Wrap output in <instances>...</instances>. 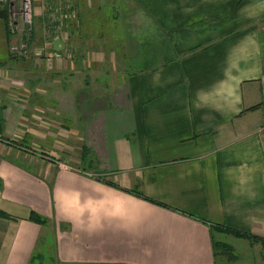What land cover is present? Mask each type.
<instances>
[{"label": "crops", "instance_id": "1", "mask_svg": "<svg viewBox=\"0 0 264 264\" xmlns=\"http://www.w3.org/2000/svg\"><path fill=\"white\" fill-rule=\"evenodd\" d=\"M77 5L78 49L54 66L108 49L119 95L85 121L79 107L25 114L0 91V264H225L217 242L258 254L264 0ZM86 142L94 153L76 154Z\"/></svg>", "mask_w": 264, "mask_h": 264}, {"label": "rangeland", "instance_id": "2", "mask_svg": "<svg viewBox=\"0 0 264 264\" xmlns=\"http://www.w3.org/2000/svg\"><path fill=\"white\" fill-rule=\"evenodd\" d=\"M39 1V4L46 6L52 2V0ZM34 4L36 6L37 2L34 1ZM8 18L10 20L9 13ZM16 21H20L18 14L16 15ZM48 21L49 18L47 16L39 14L36 16V19L34 18V25L32 26L33 34H28V29L24 31L23 22H20L17 26L10 23L9 29H6L0 17V91L6 89L4 91L7 93L6 95L10 103L21 108L25 114L35 109V111H39L43 116V114L45 115L44 111L48 107L50 109L60 106L79 107L84 113L79 115H82L85 121H91L93 117L92 110L94 108L103 107L110 103L104 97H99L100 93L106 91L112 101L119 95L118 83L116 82V79L120 77L119 74L114 71L112 65L107 64L105 66V63L108 61L99 62L101 56L107 59L110 57L114 58V56L108 49L100 52L99 49L95 50L89 47V51L96 56L94 61H88V57H86L85 64L81 62L72 68L62 70H59L58 67L55 68L56 56L53 54L54 50L51 41L54 35L52 33L47 34L45 28L49 23ZM25 43L28 44L25 54L20 55L13 52V45L18 46ZM75 52V44H72V47L68 46L60 54L64 53L65 57H68V55L73 56ZM57 92L59 96L56 95ZM76 115V113H68L67 116H71L73 119L70 120L73 122ZM1 124L2 115L0 127ZM2 133L1 127L0 141L4 138ZM20 149L32 153L31 149L41 152L42 149L45 150V147L34 145L31 146V149L28 147ZM82 150L85 156L94 153V148L89 146L87 142L83 146H80L75 153L80 154ZM43 154L45 153L43 152ZM97 163L99 164V168L106 165V162L102 158ZM227 248L225 250L227 252L225 264H264V256L261 257V252L264 250L263 247L258 254L250 247L231 249L228 246ZM237 253L240 255V258L237 256Z\"/></svg>", "mask_w": 264, "mask_h": 264}, {"label": "trees", "instance_id": "3", "mask_svg": "<svg viewBox=\"0 0 264 264\" xmlns=\"http://www.w3.org/2000/svg\"><path fill=\"white\" fill-rule=\"evenodd\" d=\"M65 1L66 0H62V2H65ZM54 2H55V0H52V3H54ZM69 4H72V7H66ZM59 7L60 6H58L56 8H53V9H49V7H48L44 11V13L43 12H41V13H42L43 16H45V17L47 16V18H49L48 22H50L52 19L54 20V22H52L50 24L48 23L49 26L50 25H57V24H60L62 26V29L58 30L56 32V34L60 35L63 39L68 41V44H69L68 46L69 47H72V44H75V47H76V50H77L78 49V45H76V44L78 42L75 40V37L74 38L72 37L73 33H76L75 31H77V29L79 28V23H80V20H79L80 19V17H79V9H78V5H77V0H67V3L62 5L63 8L61 10H59ZM66 12L67 13H74V15H75L74 18H64V19L60 20V15L61 14H67ZM0 17L2 18L6 29H9L10 22H9V18H8V9L7 8H4L3 10L0 11ZM34 18L36 19V15L34 16ZM33 25H34V22H33L32 25H26L25 31H26V29H28V31L32 30V26ZM48 25H46V27H45L46 28V32L52 33L54 35L55 34L54 28L48 27ZM31 34H33V30H32ZM54 36H57V35H54ZM51 57H53V56H51ZM15 58H18V57H15ZM140 195L143 196L144 198L154 202V203H158L160 205L162 204V203L157 202L154 199L148 198L143 193H140ZM0 215H4L5 216L6 213L0 210ZM34 218H37V216L34 215ZM227 230H229L231 232H234L237 235L248 236V237H250L252 239L261 240V238L253 236V235H250L248 233H241V232L236 231V230L231 229V228H227ZM262 241H264V240L262 239ZM215 245H216L217 248L222 249V251H225L226 248L228 247V245L226 243H223V242H217ZM224 253L226 254L227 252L225 251Z\"/></svg>", "mask_w": 264, "mask_h": 264}, {"label": "built area", "instance_id": "4", "mask_svg": "<svg viewBox=\"0 0 264 264\" xmlns=\"http://www.w3.org/2000/svg\"><path fill=\"white\" fill-rule=\"evenodd\" d=\"M66 3H67V0L65 2H62V0H55L54 3L50 2L47 6L42 4V9H43L42 12L44 13V10H46V8H48V7H49V9H53V8L60 6L59 10H61L63 8L61 6L66 4ZM66 7H72V4H69ZM4 8L8 9V13H9L10 20H11V21L9 20V22L12 24H15L16 26L19 25L20 22H23L24 24H22V25L24 27V31H25L26 25H32L33 24L34 16L36 15L34 0H0V11L3 10ZM17 14L20 17L19 22L16 21V15ZM74 16H75L74 13L61 14L60 20L64 19V18H74ZM52 22H54L53 19L49 22V24ZM48 27L54 28V32H55L54 35H58V34H56V32L58 30L62 29V26L60 24L50 25V26L48 25ZM31 33H32V30H29L28 34H31ZM48 33L49 32H47V34ZM51 41H53V40H51ZM27 47H28L27 43L20 44L18 46L13 45L12 50H13V52L19 53L20 55H22V54L26 53ZM0 119H1V110H0ZM263 131H264V126H263ZM0 137H1V127H0Z\"/></svg>", "mask_w": 264, "mask_h": 264}, {"label": "water", "instance_id": "5", "mask_svg": "<svg viewBox=\"0 0 264 264\" xmlns=\"http://www.w3.org/2000/svg\"><path fill=\"white\" fill-rule=\"evenodd\" d=\"M53 49L56 55H60L66 49V43L60 35L54 36Z\"/></svg>", "mask_w": 264, "mask_h": 264}, {"label": "bare ground", "instance_id": "6", "mask_svg": "<svg viewBox=\"0 0 264 264\" xmlns=\"http://www.w3.org/2000/svg\"><path fill=\"white\" fill-rule=\"evenodd\" d=\"M62 7V6H61ZM66 9V8H65ZM67 13V12H66Z\"/></svg>", "mask_w": 264, "mask_h": 264}]
</instances>
